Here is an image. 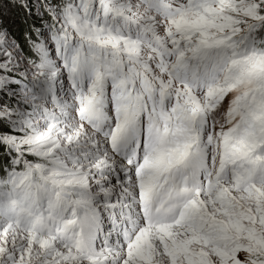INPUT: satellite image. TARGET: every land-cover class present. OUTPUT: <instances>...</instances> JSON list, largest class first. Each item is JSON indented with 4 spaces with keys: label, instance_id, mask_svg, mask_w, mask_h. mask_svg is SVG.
I'll return each mask as SVG.
<instances>
[{
    "label": "snow or ice",
    "instance_id": "snow-or-ice-1",
    "mask_svg": "<svg viewBox=\"0 0 264 264\" xmlns=\"http://www.w3.org/2000/svg\"><path fill=\"white\" fill-rule=\"evenodd\" d=\"M0 264H264V0H0Z\"/></svg>",
    "mask_w": 264,
    "mask_h": 264
}]
</instances>
